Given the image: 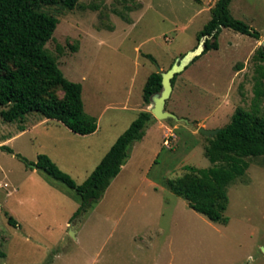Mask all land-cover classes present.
<instances>
[{
  "label": "rangeland",
  "instance_id": "374dc122",
  "mask_svg": "<svg viewBox=\"0 0 264 264\" xmlns=\"http://www.w3.org/2000/svg\"><path fill=\"white\" fill-rule=\"evenodd\" d=\"M214 1L41 6L59 19L46 49L68 79L83 85L85 110L99 128L81 135L38 113L15 122L0 116V264H264V155L249 158L246 173L229 185L227 223L194 210L167 183L187 166L212 165L200 126L222 128L238 107L264 116V69H258L264 63L253 58L263 45L257 38L224 28L219 50L179 74L166 108L195 124L156 118L86 213L72 219L80 196L32 163L47 154L82 184L114 138L148 110L143 94L149 75L168 70L198 45ZM230 9L261 32L262 43L264 0H232ZM170 129L176 137L167 147Z\"/></svg>",
  "mask_w": 264,
  "mask_h": 264
},
{
  "label": "trees",
  "instance_id": "16d2710c",
  "mask_svg": "<svg viewBox=\"0 0 264 264\" xmlns=\"http://www.w3.org/2000/svg\"><path fill=\"white\" fill-rule=\"evenodd\" d=\"M79 1L0 0V116L4 121H24L29 114L38 113L63 123L81 135H90L98 130L97 117L85 110L83 85L68 79L46 49L59 19L40 9L43 5L56 4L74 9ZM231 2L217 0L210 9L211 19L198 34V41L204 35L209 36L202 55L211 49H219V36L224 28L261 40V32L232 15ZM148 56L156 62L154 57ZM253 58L264 63V45L257 48ZM258 69L263 70L264 66L261 64ZM178 76L173 78V86ZM57 89L63 92L62 96L58 95ZM161 89L162 73L154 71L144 86V101L149 105L151 96ZM155 121L149 110H142L82 184H77L47 154H39L37 161L32 163L77 192L81 204L74 213V219L89 211L93 203L103 197L127 162L133 144L144 138ZM208 140L205 155L212 165L204 168L187 166L182 176L168 179L167 183L191 208L214 222L227 223L225 211L229 203V185L246 173L250 166L249 158L264 155V116L255 110L238 107L231 121ZM2 148L12 152L6 145ZM21 158L28 162L26 158ZM9 222L17 225L13 217L9 218Z\"/></svg>",
  "mask_w": 264,
  "mask_h": 264
},
{
  "label": "water",
  "instance_id": "95a60500",
  "mask_svg": "<svg viewBox=\"0 0 264 264\" xmlns=\"http://www.w3.org/2000/svg\"><path fill=\"white\" fill-rule=\"evenodd\" d=\"M208 35H204L199 41L198 45L187 52L182 57L178 58L168 70L161 71L162 73V89L159 92L154 93L151 96L150 104L148 106V110L153 114V116L159 120L173 118L177 121L190 123L186 118H179L174 112L167 110L166 103L167 100L171 97L172 92L174 90L173 86V78L183 72L191 63L195 61V59L201 56L207 48V39ZM221 128L216 129H207L204 126H200L198 128V132L207 136L214 137ZM71 235L75 237V233L71 231Z\"/></svg>",
  "mask_w": 264,
  "mask_h": 264
},
{
  "label": "built area",
  "instance_id": "2783aa9c",
  "mask_svg": "<svg viewBox=\"0 0 264 264\" xmlns=\"http://www.w3.org/2000/svg\"><path fill=\"white\" fill-rule=\"evenodd\" d=\"M176 137V134H174V132L172 130H169V132L166 134L165 140H164V144L167 147L171 146V141Z\"/></svg>",
  "mask_w": 264,
  "mask_h": 264
},
{
  "label": "crops",
  "instance_id": "0c3cea01",
  "mask_svg": "<svg viewBox=\"0 0 264 264\" xmlns=\"http://www.w3.org/2000/svg\"><path fill=\"white\" fill-rule=\"evenodd\" d=\"M216 1H217V0H215L213 4H215ZM213 6H214V5H213ZM213 6H211L209 9H211ZM219 43H220V42H219ZM256 44H257V45H260V44H263V45H264V41L261 43V41L259 40ZM255 46H256V45H255ZM219 48H220V46H219ZM214 50H219V49H214ZM148 106H149V105H148ZM98 128H99V127H98ZM170 130H171V129H170ZM97 131H98V130H97ZM97 131H96V132H97ZM93 134H94V133H93ZM118 137H119V136H118ZM118 137H117V138H118ZM117 138H114V140L116 141ZM115 141L112 143V145L115 143ZM112 145H111V146H112ZM133 146H134V144H133ZM133 146H132V147H133ZM132 147H131V148H132ZM110 148H111V147H110ZM108 151H109V150H108Z\"/></svg>",
  "mask_w": 264,
  "mask_h": 264
}]
</instances>
